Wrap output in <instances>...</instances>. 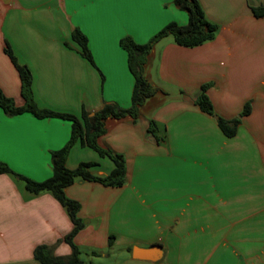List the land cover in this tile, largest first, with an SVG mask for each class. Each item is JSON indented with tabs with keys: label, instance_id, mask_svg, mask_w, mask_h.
Segmentation results:
<instances>
[{
	"label": "crops",
	"instance_id": "obj_1",
	"mask_svg": "<svg viewBox=\"0 0 264 264\" xmlns=\"http://www.w3.org/2000/svg\"><path fill=\"white\" fill-rule=\"evenodd\" d=\"M198 2L218 26L215 38L193 48L161 39L145 67L157 93L136 121L109 119L99 140L124 156L125 185L77 180L65 190L81 205L85 226L74 242L87 264H264V16L253 12L264 0ZM172 22L188 23L175 0H0V88L24 105L9 45L32 73L39 107L75 116L85 107L90 116L106 104L129 108L135 77L120 41L145 44ZM75 30L86 36L94 65L73 41ZM205 85L215 116L197 105ZM238 117L227 137L217 119ZM70 137L69 121L10 117L0 107V162L18 175L51 178L52 154ZM99 157L76 145L67 166L98 163L93 175L107 176L114 164ZM72 229L50 193L32 194L0 174V264H41L34 253L42 245L68 257ZM156 245L161 260L133 258L134 247Z\"/></svg>",
	"mask_w": 264,
	"mask_h": 264
},
{
	"label": "trees",
	"instance_id": "obj_2",
	"mask_svg": "<svg viewBox=\"0 0 264 264\" xmlns=\"http://www.w3.org/2000/svg\"><path fill=\"white\" fill-rule=\"evenodd\" d=\"M175 4L179 9L188 14V23L186 25L181 26L172 22L161 29L145 44H138L131 37H125L120 41L121 47L126 51L128 56L129 69L135 77L131 106L129 108H124L117 104H106L96 111L93 116H90V113L85 108H83L81 116L58 113L41 108L34 99L32 90L33 76L30 69L18 61L9 45L5 48V53L19 74L21 95L24 99V105L19 107L0 88V107L4 110L5 114L12 117L23 113H31L39 119L57 118L71 122V137L69 141L62 149L52 154L53 175L51 178L43 182H36L14 173L7 164L0 162V174H10L22 180L25 183L26 190L32 194L50 193L65 208L71 218L73 229L64 239L71 247V255L65 258L54 256L49 247L42 245L34 253L35 259L41 264H87L81 259V250L74 242L77 234L85 226L78 216L81 205L79 202L70 199L66 195L65 190L77 180L98 182L106 187H122L125 185L127 181V166L124 156L115 153L111 149L104 148L99 143V140L107 132L106 123L109 119H122L129 116L136 121L140 117L141 107L145 104L146 100L157 93L158 90L145 76V67L154 46L167 36H173L178 45L188 48L200 46L215 38L218 26L206 18L198 0H175ZM253 12L256 17L264 16V8H255ZM72 39L81 47L82 56L94 65L86 36L81 31L75 30L72 34ZM207 87V85L203 86V93L198 98L197 105L202 112L215 116L213 106L205 94ZM248 113L249 105L245 107L241 116ZM217 121L222 132L227 137H233L240 124V117L232 121L218 118ZM149 131L155 134L152 123ZM76 145L89 148L100 157L109 158L114 164V169L107 176L98 177L93 175L91 171L96 163L82 162L75 169L68 168L67 161L69 155ZM112 244L113 238L110 237L109 246H112ZM94 254L97 255L98 253Z\"/></svg>",
	"mask_w": 264,
	"mask_h": 264
},
{
	"label": "water",
	"instance_id": "obj_3",
	"mask_svg": "<svg viewBox=\"0 0 264 264\" xmlns=\"http://www.w3.org/2000/svg\"><path fill=\"white\" fill-rule=\"evenodd\" d=\"M132 256L137 260L157 262L163 257V250L157 245L151 248L134 247Z\"/></svg>",
	"mask_w": 264,
	"mask_h": 264
},
{
	"label": "rangeland",
	"instance_id": "obj_4",
	"mask_svg": "<svg viewBox=\"0 0 264 264\" xmlns=\"http://www.w3.org/2000/svg\"><path fill=\"white\" fill-rule=\"evenodd\" d=\"M90 92V91H89ZM86 108V107H85ZM98 155V154H97ZM99 159H101L100 157H99ZM99 161H102V160H99ZM103 167V166H102ZM97 169L98 168V163L97 164H95L93 167H92V169ZM84 223H85V221H83Z\"/></svg>",
	"mask_w": 264,
	"mask_h": 264
}]
</instances>
